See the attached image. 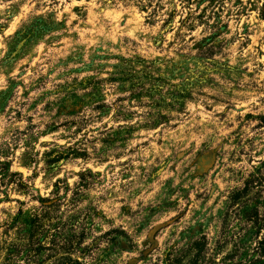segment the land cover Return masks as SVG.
I'll return each instance as SVG.
<instances>
[{"label": "rangeland", "instance_id": "1", "mask_svg": "<svg viewBox=\"0 0 264 264\" xmlns=\"http://www.w3.org/2000/svg\"><path fill=\"white\" fill-rule=\"evenodd\" d=\"M0 264H264V0H0Z\"/></svg>", "mask_w": 264, "mask_h": 264}, {"label": "water", "instance_id": "2", "mask_svg": "<svg viewBox=\"0 0 264 264\" xmlns=\"http://www.w3.org/2000/svg\"><path fill=\"white\" fill-rule=\"evenodd\" d=\"M213 159H214V155L212 153H207L203 155L199 160L198 168L201 171H205L206 169H208V167H210Z\"/></svg>", "mask_w": 264, "mask_h": 264}]
</instances>
